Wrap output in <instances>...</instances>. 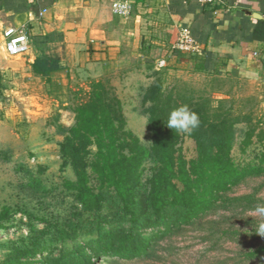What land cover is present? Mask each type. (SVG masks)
I'll list each match as a JSON object with an SVG mask.
<instances>
[{
    "label": "trees",
    "instance_id": "obj_1",
    "mask_svg": "<svg viewBox=\"0 0 264 264\" xmlns=\"http://www.w3.org/2000/svg\"><path fill=\"white\" fill-rule=\"evenodd\" d=\"M194 54L192 72L219 75ZM32 69L35 75L48 77L59 69L58 60L38 57ZM147 69L153 70V66ZM161 73V69L153 70L141 97L148 144L126 128L122 102L108 79H91L88 89L74 97L72 125L65 127L54 118L52 124L62 136L58 144L60 170L69 168L73 175L72 180L61 183L72 199L71 210L64 217L43 218L52 232L31 230L11 246L1 264H31L36 254L43 256L54 249L51 241L65 243L92 235L97 237L83 244L82 249L89 246L90 251L82 258L65 252L43 257L40 262L117 264L115 258H149L157 237L193 225L233 187L248 177L264 175V131L252 119V110L234 112L227 99L214 104L210 97L195 96L190 90L164 89ZM183 105L200 120L191 133L167 126L169 112ZM183 137L194 144L191 157L182 148ZM236 144L238 158L233 155ZM104 208L114 211L111 219ZM13 214L3 207L0 227ZM114 223L121 225L106 228ZM154 226L164 229L141 234ZM253 255H264V240Z\"/></svg>",
    "mask_w": 264,
    "mask_h": 264
},
{
    "label": "rangeland",
    "instance_id": "obj_2",
    "mask_svg": "<svg viewBox=\"0 0 264 264\" xmlns=\"http://www.w3.org/2000/svg\"><path fill=\"white\" fill-rule=\"evenodd\" d=\"M9 60L13 62L12 67L20 61L19 57L6 59ZM22 68L8 75L4 84L0 74V210L8 207L15 213L0 227V264L11 246L31 230L50 229L52 232L43 218L64 217L72 204L61 183L63 179L72 180L73 175L69 168L60 170L58 144L62 136L56 132L52 121L57 117L63 126L72 125L73 99L84 91L73 87L68 95L66 92L56 95L46 89L42 80L28 78ZM135 70L138 67L122 81L113 75L105 79L110 81L122 102L126 128L143 144H148L150 135L141 97L151 81L149 76L157 69L147 73ZM161 78L164 89L190 90L195 96L210 97L214 104L219 99H227L234 112L252 110V119L264 131V84L261 81H235L229 76L195 73L190 67L180 73L165 71ZM181 144L186 156L191 157L193 142L183 137ZM233 155L239 157L238 144ZM36 182L39 183L33 186ZM258 205H264V175L248 177L233 187L214 209L193 225L157 237L149 258L115 259L117 264H264V255H253L264 240V236L257 234L259 224L264 222V217L254 213ZM103 212L109 214V219L113 217V210L104 208ZM117 225L107 224L106 228ZM123 226L128 227L126 223ZM163 229L154 226L140 232L148 236ZM45 236L48 239L49 235ZM96 237L80 236L65 243L51 241L50 247L54 249L44 252L43 256L36 254L30 259L31 264H42L43 257H57L65 252L82 258L90 251L89 246L82 249L83 244Z\"/></svg>",
    "mask_w": 264,
    "mask_h": 264
},
{
    "label": "crops",
    "instance_id": "obj_3",
    "mask_svg": "<svg viewBox=\"0 0 264 264\" xmlns=\"http://www.w3.org/2000/svg\"><path fill=\"white\" fill-rule=\"evenodd\" d=\"M114 3L127 4L128 13L115 14ZM243 10L264 16V0H0L1 83L20 66L56 95L73 87L86 91L91 79L113 75L122 81L136 67L180 73L195 57L173 48L186 28L199 45L196 56L217 77L264 84V21ZM21 26L29 49L16 68L6 61L2 33ZM38 57L56 58L59 69L35 75Z\"/></svg>",
    "mask_w": 264,
    "mask_h": 264
},
{
    "label": "built area",
    "instance_id": "obj_4",
    "mask_svg": "<svg viewBox=\"0 0 264 264\" xmlns=\"http://www.w3.org/2000/svg\"><path fill=\"white\" fill-rule=\"evenodd\" d=\"M204 2H215L216 0H202ZM129 11L127 4L114 3L113 12L117 15H126ZM44 12V10H42ZM3 52L9 58L24 56L29 49V39L26 27H8L3 30ZM173 48L182 52L198 53L199 45L192 38L186 28H180ZM164 62H160L163 65Z\"/></svg>",
    "mask_w": 264,
    "mask_h": 264
},
{
    "label": "clouds",
    "instance_id": "obj_5",
    "mask_svg": "<svg viewBox=\"0 0 264 264\" xmlns=\"http://www.w3.org/2000/svg\"><path fill=\"white\" fill-rule=\"evenodd\" d=\"M199 124L198 114L190 110L187 105L179 106L168 114L167 126L177 132L191 133L193 129L199 127ZM254 213L264 217V205H258ZM257 234L264 236V222L259 224Z\"/></svg>",
    "mask_w": 264,
    "mask_h": 264
},
{
    "label": "water",
    "instance_id": "obj_6",
    "mask_svg": "<svg viewBox=\"0 0 264 264\" xmlns=\"http://www.w3.org/2000/svg\"><path fill=\"white\" fill-rule=\"evenodd\" d=\"M245 15L251 16L255 19L263 20L264 21V16L257 14V13H252L251 11L248 10H243Z\"/></svg>",
    "mask_w": 264,
    "mask_h": 264
}]
</instances>
